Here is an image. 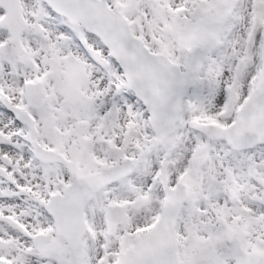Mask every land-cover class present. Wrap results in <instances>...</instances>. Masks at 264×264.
<instances>
[{"label": "snow or ice", "instance_id": "6c2138e0", "mask_svg": "<svg viewBox=\"0 0 264 264\" xmlns=\"http://www.w3.org/2000/svg\"><path fill=\"white\" fill-rule=\"evenodd\" d=\"M0 264H264V0H0Z\"/></svg>", "mask_w": 264, "mask_h": 264}]
</instances>
